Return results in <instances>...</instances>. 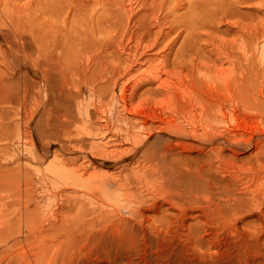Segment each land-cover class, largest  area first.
<instances>
[{"label":"bare ground","instance_id":"1","mask_svg":"<svg viewBox=\"0 0 264 264\" xmlns=\"http://www.w3.org/2000/svg\"><path fill=\"white\" fill-rule=\"evenodd\" d=\"M168 236L264 264V0H0V264Z\"/></svg>","mask_w":264,"mask_h":264},{"label":"rangeland","instance_id":"2","mask_svg":"<svg viewBox=\"0 0 264 264\" xmlns=\"http://www.w3.org/2000/svg\"><path fill=\"white\" fill-rule=\"evenodd\" d=\"M251 14H253L252 10L240 8V16L242 19H249ZM118 93L119 92L117 91V94ZM118 125H120L122 129H126L128 134L137 131L135 129H130L129 125L123 123ZM7 147L16 149L18 154L16 146L10 144L7 145ZM67 197H75V195L68 193ZM171 237L173 236H168L164 239H171ZM212 256L215 264H231L234 258V254L231 251L225 250L219 253H214ZM204 262L203 255L193 252V250L190 249V246H187L184 242V239H171L170 242L157 244L150 252L141 254L139 264H202Z\"/></svg>","mask_w":264,"mask_h":264}]
</instances>
